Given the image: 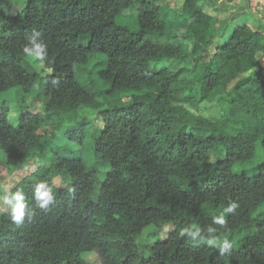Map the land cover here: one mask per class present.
Here are the masks:
<instances>
[{
    "label": "trees",
    "instance_id": "1",
    "mask_svg": "<svg viewBox=\"0 0 264 264\" xmlns=\"http://www.w3.org/2000/svg\"><path fill=\"white\" fill-rule=\"evenodd\" d=\"M6 1L0 94L17 86L30 93L45 80L44 113H21L12 125L0 106V169L44 150L63 123L99 108V96L121 98L98 112L89 167L55 156L20 187L24 219L14 222L11 206L0 214V264H264V162L246 168L259 149L264 156V12L256 17L253 0H182L179 12L161 0H27L5 13ZM235 4L216 25L210 9ZM135 9L136 30L116 23ZM33 37L46 45L38 61L50 75L21 65ZM94 55L104 57L97 90L75 78ZM203 102L221 115L194 114ZM89 125L82 119L69 138L83 144ZM40 183L55 197L46 210ZM221 214L223 226L213 219ZM165 226L167 236L138 243ZM214 239L231 245L223 256Z\"/></svg>",
    "mask_w": 264,
    "mask_h": 264
},
{
    "label": "rangeland",
    "instance_id": "2",
    "mask_svg": "<svg viewBox=\"0 0 264 264\" xmlns=\"http://www.w3.org/2000/svg\"><path fill=\"white\" fill-rule=\"evenodd\" d=\"M26 1L27 0H7L2 7V11L5 13L19 12L25 5ZM161 1L163 4H165L169 12H179L182 4V0ZM259 1L260 0L252 1V11L255 12L256 17H261L264 12V8L262 9L261 2ZM237 7L238 4H235L234 7L225 6L221 7L217 12L211 8L209 13L214 16L215 20L217 21L216 25H218L226 19L231 10ZM225 8L226 10H224ZM136 15V9L126 11L121 16H119L116 23L121 26H126L131 31H134L137 28ZM103 59L104 57L101 55H94L88 60L86 64L77 66L75 68L76 80L81 85L91 84L93 86V90H97V87H99V81L96 79L95 75L100 69V66H97L96 64L99 61L102 62ZM21 65L29 73H37L41 77L51 74V71L45 69L43 64L39 62L38 59H32L28 56H25L21 60ZM262 65H264V60L262 61ZM254 72H256V69L252 70L248 74L243 75L241 78L247 77ZM38 83L39 85H37V87L34 88L30 93H25L22 87L17 86L11 88L5 93L0 94V106H4L9 109L8 120L12 125L16 124L17 116L21 113H44L43 89L45 80H42V82L38 81ZM233 86L234 84L230 85L229 89H231ZM120 98V96L110 97L108 94L99 96L97 99L99 108L83 109L79 112V115L76 119L63 123L55 132L52 139L49 141V144L45 147L44 150H42L41 152H37L34 157L32 156L29 160L24 162L22 165L14 167V169L11 171L0 169V214L11 206V204L5 203L2 197H11L13 193L20 190V187L23 186L27 180L35 179L38 174L45 173V171H47L51 166V163L53 162V158L55 156L81 157V159L86 163V166L89 167L92 164L93 159L90 134L92 132V127L99 122V120L97 121L96 119L98 112L107 109V106L119 107ZM126 100L127 99L124 98L123 102H125ZM191 110L197 116L214 119L218 118L222 113L221 108L207 102L196 104V106L192 107ZM82 119L89 121L90 125L86 129L87 138L85 139L83 144H80L77 140L69 138L68 131H72L77 125L80 124ZM261 162H264V156L262 150L259 149L254 159L247 165L246 168H254ZM98 178L99 180H101L102 175H99ZM67 182L68 180L62 177H54L52 179V183L55 184L57 188H59L60 186L66 187ZM262 210H264V207L262 208ZM149 231L146 230L141 238L138 239V243H140L141 240L147 241L149 243L155 242L156 240L167 236L168 227L165 226L161 230L148 235L147 233ZM211 241H216V239ZM221 241L222 239H218V242ZM237 244L238 242H235L236 246ZM139 253L140 255L146 256L148 254V249H140ZM89 257L90 256L84 257V259H87Z\"/></svg>",
    "mask_w": 264,
    "mask_h": 264
},
{
    "label": "clouds",
    "instance_id": "3",
    "mask_svg": "<svg viewBox=\"0 0 264 264\" xmlns=\"http://www.w3.org/2000/svg\"><path fill=\"white\" fill-rule=\"evenodd\" d=\"M45 48L46 45H43L42 43H38L36 39L30 38L28 44H26L23 47V52L26 56L32 58V59H38L43 60V57L45 55ZM71 192V189L69 190ZM54 193L51 188L47 187L44 183H40L37 185L36 189V199L40 202L39 207L41 209L46 210L48 208V205L54 200ZM2 199L5 201V203L11 204V218L14 222H21L25 217V203H24V196L22 195L21 191H16L12 194L11 197L4 196ZM14 201V203H13ZM237 205L235 203L230 204L227 208L224 209V212H232ZM214 222L219 225L225 224V218L224 215L221 214L217 217H214ZM199 233V230L196 229L194 231L189 232L188 234L195 237ZM210 243H214L216 247L219 249L221 256L224 255L225 252H228L231 245L227 240H224L223 242L211 241Z\"/></svg>",
    "mask_w": 264,
    "mask_h": 264
}]
</instances>
